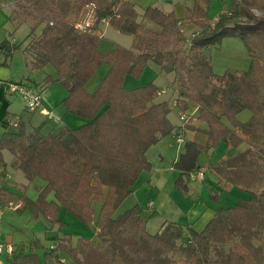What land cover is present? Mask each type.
Wrapping results in <instances>:
<instances>
[{
  "label": "trees",
  "instance_id": "16d2710c",
  "mask_svg": "<svg viewBox=\"0 0 264 264\" xmlns=\"http://www.w3.org/2000/svg\"><path fill=\"white\" fill-rule=\"evenodd\" d=\"M83 1L94 20L89 30L76 27L88 14L85 10L81 12L83 6L78 9L70 3L62 4L59 10H49L54 20L47 22L41 17L32 27L29 38L43 25L24 49L30 67L42 69L51 65L58 78L47 76L41 84L25 82L38 90L40 86L60 82L68 91L65 99L68 111L88 123L49 135L38 130L28 134L23 124L14 123V131L0 135V174L7 168L3 153L7 150L14 156L13 167L27 180L44 182L43 186H36L39 193L36 199L7 191L1 204L22 200L19 213L29 211L34 219L43 217L60 226H65L61 219L63 212L86 225L96 220L101 243L85 236L74 241L71 234H65L53 243L55 248L50 246L44 253V260L33 251L21 250L12 254V262L62 264L63 252L73 264H174L169 253L178 250L191 264H262L264 251L257 244L256 228L264 222V190L260 194L250 190L264 176L261 166L264 163V68L257 64L262 56L261 44L254 43L264 42V17L252 10L255 6L264 9V0H235L232 13L222 14L215 25L209 23V5L213 0H194L193 7L186 10V17L201 27L202 32L192 37L188 48L185 47L188 38L174 11L150 6L141 14L134 3L125 0ZM241 13L244 20H240ZM11 19L16 20L13 14ZM104 21L133 36L132 47L118 46L107 54L100 52L99 30ZM145 21L158 29L149 27ZM229 37L244 41L252 66L246 71L218 75L206 50ZM0 50L9 58L20 50V45L5 38L0 42ZM149 61L163 72L175 74L177 107L182 112H192L189 105L195 104L199 108L196 121L205 124L201 128L191 125L192 121L184 123L186 129L204 133L207 143L185 141L184 152L174 163L179 172L175 181L177 190L189 192L188 182L199 168L202 153H212L222 142L235 148L249 146L209 167L218 178V186L240 188L248 192L249 198L216 210L200 232L190 224L165 221L157 233L151 234L140 204L118 212L140 174L153 169L148 150L176 129L169 119L170 104L155 101L160 89L154 82L124 88L126 76L139 78ZM103 64L110 65V70L91 94L86 85ZM246 110L252 115L249 120L241 121L238 116ZM255 145L263 147L259 162L251 153ZM211 198L219 200L221 193L212 188ZM95 203L101 204L98 214ZM187 233L189 238L184 245H178L177 241L183 240ZM224 241L232 242L233 247L227 253L218 252L212 260L211 242Z\"/></svg>",
  "mask_w": 264,
  "mask_h": 264
},
{
  "label": "crops",
  "instance_id": "0c3cea01",
  "mask_svg": "<svg viewBox=\"0 0 264 264\" xmlns=\"http://www.w3.org/2000/svg\"><path fill=\"white\" fill-rule=\"evenodd\" d=\"M17 1L18 0H0V42L7 38L12 44L20 45V50L15 51L9 58L6 57L5 51L0 50V81H30L32 83L41 84L47 76H52L53 78L57 79V71L51 65H47L42 69H32L30 67L28 55L24 51L29 43L28 35L31 33V27L29 24V33L26 35L25 39L20 43L15 38V31L20 29L23 25L27 24L24 22H18L17 19H11L13 11L15 10L14 8H16ZM125 1L134 3L137 10L141 14H143L144 10L150 6H156L165 12L174 11L177 15V18L183 25V32L188 38V43H190L192 37L199 34L202 30L201 27L190 23L189 19L186 17V10L187 8L193 7L194 0ZM223 2V7L219 10L217 17L215 16L212 19L210 17V13H212L213 3L209 5V23H212L214 20H216V18L222 15L226 10H230L231 8H233L229 5L228 0H223ZM145 23L149 27L158 29V27H155V25L150 21H145ZM39 32L40 30L37 31V34ZM99 33L101 34V39L98 44V49L103 54H107L110 50L118 46L126 48L132 47L133 36L120 35L121 32L112 27L108 21H104L101 24ZM110 33L114 38L108 37ZM209 50L210 49H207L206 52L209 53ZM5 62H7L8 64H4ZM109 70L110 65L108 64H103L98 69L96 74L86 85V89L89 93L93 94L100 87ZM174 77V73L163 72L160 67L153 61H149L143 74L139 78L131 75L126 76L124 88L133 89L145 86L149 82H154L160 89L159 96L155 101L157 103L168 102L173 109V102L178 99V93L175 89L174 84ZM160 81H163L164 84H160ZM40 88V91L43 95V104L48 113H45L41 109L35 111L30 110L27 107L24 97L18 94H13L9 92L8 88L5 85H0V135L4 134L5 132L14 131V123L23 124L25 126V131L28 134L32 133L35 130H38L44 135L57 134L66 127L70 129H77L88 123V121L84 118L68 111L65 105V99L68 96V91L60 82H55L53 84H48L45 86L43 85V87L40 86ZM189 107V111L194 112L196 115L199 114L198 106L190 103ZM179 111L181 110L179 109ZM172 113L173 112L169 114V119L172 124L176 126L174 134L177 137L178 143L184 144L186 140L195 141L201 145H205L207 143V136L204 133L197 130L186 129L185 127H183V122H181L180 124H175V122H173L171 118ZM191 125L201 128L205 127V124L201 123L200 121H195ZM163 139L158 143L159 145L156 144L151 147L155 148L157 146H161L159 147L161 153H149L150 151L147 152V157L150 162H152L153 169L150 173H148L147 171H143L140 174L136 184L132 188L131 195L128 196L125 200V202H130L129 207L132 208L136 204L142 205L141 203L145 199V196L148 194L149 189L154 190L156 184L161 185L164 182L162 176L165 171H170L173 176L172 181H174V190H172L171 193L174 192V196L179 197V200L176 202L178 203V206H180L183 210V213L181 214L180 212H178L176 214H172V218H163L161 220L162 224L165 221L177 222L183 225L190 224L192 228L200 232L214 217L216 210L221 207H232L236 203H238L240 199L249 198L248 192L232 186L228 187L224 191H219L221 193L220 203L206 201L203 197L200 196V194L202 195L203 192H209L210 196V189L212 188L216 190L221 189L220 186L216 184V182H218V178L209 169L210 165L214 163L218 153H202L199 157L198 169L202 167L207 168V171L209 170L208 172H210V177H212L209 187L207 188L204 185H198L197 187L194 186L193 188L190 185L189 192H182V194H180L175 188V180L178 178V176H174L179 172L176 169H173V164L178 161L184 151L181 153L179 151H177V153H162L166 150V142L163 146L161 145L164 142ZM222 143L219 144L218 149L221 148ZM226 147L229 153H224L222 158L232 156L239 150H241L239 149L241 148V146L239 148H235L226 144ZM5 152L9 151H3L4 159L7 162V168L4 172V175H6V180L8 179L11 181H17V186H19V188H11L7 186L5 185V183H3V179H1V191H10L22 195L25 194L31 199H36L39 195L36 186H43L44 182L39 179H36L35 181H29L25 177L23 178L22 175H20L21 171L12 166L14 159L13 155L7 160L5 158ZM160 157L162 158V160L158 162V160H160ZM166 157H172V167L171 165L167 167L166 165H164ZM28 189H34L36 192L35 195H28ZM167 200L170 201L171 199L167 197ZM155 201L156 200H150L146 207H142L141 210L142 216L145 217L148 221L147 228L149 227V218L151 217L150 213L153 212V210L155 209L154 206L157 204V202L155 203ZM162 206L163 205H161V207ZM20 213L11 209H5L0 219V243H3L2 245H14L16 248H18V250L16 251L17 253L21 252V250H23L25 253L33 251L37 253L42 260H44V253L48 252L50 246L58 238L63 237L65 234H71L74 241H76L78 237L82 236L93 239V235L90 236L92 231L88 229V226L84 227V234H77L76 232H73L74 229L71 226L75 225V223L79 221L70 213L63 212L61 214V219H63V221L65 222V226H60L59 224H51L43 217L34 219L33 215L29 211H23L21 214ZM8 214H10L11 217H8L3 221V218L6 215L8 216ZM97 232H99V229H97ZM63 254L64 253L61 252L60 255ZM53 258L55 259V256ZM12 260V255L8 254L6 251L0 253V264H14ZM49 264H53V262H49Z\"/></svg>",
  "mask_w": 264,
  "mask_h": 264
},
{
  "label": "rangeland",
  "instance_id": "374dc122",
  "mask_svg": "<svg viewBox=\"0 0 264 264\" xmlns=\"http://www.w3.org/2000/svg\"><path fill=\"white\" fill-rule=\"evenodd\" d=\"M234 1L235 0H228V3L231 7H233ZM68 3H70L71 5L74 4L78 9H80L81 6H83L81 9V12H83V10H85L86 8L88 9V6H86L84 4L83 0H18L16 3V8H14L15 10L13 12L14 19L16 18V19H18V22H21V23L24 22L27 24L23 25L20 29L15 31V36H16L15 38L21 43V41L24 40L26 35L29 33V25L32 29V27L38 23V21L40 20L41 17H45V19H47V22L49 20H54V18H53L54 15L49 13V10L50 9L59 10V8L62 4H64V6H66ZM211 3H213L212 13H210V17L212 19L215 16L217 17L219 10L223 7L222 3L224 4V2H223V0H213ZM240 8L242 10V8H243L242 5L240 6ZM252 10L257 15L264 17V9H262L261 7L255 6L252 8ZM232 11H233V8H231L230 10H226L223 14L230 15L232 13ZM84 12L86 14L91 13V15H92V11H90V10H85ZM220 16L212 22V25H215V23H217L219 21ZM67 18L70 19L71 21H74L73 16H69ZM244 19H245V16L243 13H241L240 20H244ZM42 27H43V25L40 26L39 28H37V30H35L32 33L33 36H31L30 38L28 37V40L30 41V39L32 37H34V35L37 34L38 30L41 31ZM201 32H202V30H201ZM120 35L127 36L126 34H122V33H120ZM108 37L111 38V37H113V35L110 33L108 35ZM261 41L262 40H256V41H254V43L256 44L259 42L261 44L259 46H260V51H261L262 56H261L260 60H258L257 64L260 67L264 68V42L262 43ZM187 45L189 46L188 42L185 45V47ZM188 46H187V48H188ZM208 54L211 57L213 70L218 75H222L226 71H240V72L246 71V70H249L252 66V59H251V56H250V53H249V50H248L246 44L244 43V41L242 39L237 38V37H229V38L223 39L222 43L220 45H217V46L211 48L209 50ZM160 84H164L163 81H160ZM262 95L264 96V91H263ZM172 112L173 113L171 115V118H172L173 122H175V124H180L182 122V120L180 118V112L181 111H179L178 108L174 107L172 109ZM251 115H252L251 111L246 110V111L241 112L238 117L241 121H247L250 119ZM163 140H164V142L161 145L163 146L164 143L166 142V146H165L166 150L163 151L162 153H177V151H179L181 153L184 151V144L178 143L177 137L174 133L165 137ZM157 145H159V144L157 143ZM159 147H161V146H157L155 148H150L148 151H150L149 153H161L159 150L160 149ZM248 147L249 146H247V145H242L241 148H239V149H241L239 151L245 150ZM212 153H214V154L218 153V155L214 161V162H216L218 159L222 158L224 153H229V152H228V149L226 147V144L222 143L221 148L218 149V147H217L216 149L212 150ZM232 153H235V152H232ZM251 153H254L253 157H255V159L259 162L260 154L263 153V147L261 145H255V147ZM12 155L13 154H11L10 152H5V158L7 160L9 158H11ZM13 158H14V156H13ZM161 160H162V158L160 157V160H158V162H160ZM171 164H172V157H170V158L166 157L164 165H166V167H167ZM262 164H261V166L263 168L262 170H263V174H264V163L262 162ZM171 167H172V165H171ZM173 169L175 170L174 164H173ZM208 171L206 172V179L203 181H201L197 178H195V179L190 178V180L188 182L189 186L191 185L194 188V186L197 187L198 185H204L208 188L210 183H211L210 180L212 178V177H210V172H208ZM4 172L5 171H1L0 181H1V179H3L2 181H3V183H5V185H7L11 188H13V187L19 188V186H17L18 185L17 181H14V180L11 181L8 179L6 180V175H4L5 174ZM147 172L150 173L151 171H147ZM20 175H22V177L24 178V176L21 172H20ZM174 176L175 177L179 176V173L177 175H174ZM162 177H163L164 182L161 185L156 184L154 187V190L149 189L148 194L145 196V199L141 203L142 204L141 207H146V205L149 203L150 200H153V201L156 200L155 203L157 202V204L154 206L155 209L153 210V212L150 213L151 217L149 218V220H150L149 221V227L147 228V230L149 232H151V234H155L159 231V229L161 228L160 226L162 224L161 220L163 218L164 219L172 218L173 217L172 214H176L178 212H180L181 214L183 213V210L181 209L180 206H178V203L176 202L179 200V197L174 196V192L171 193V191L174 190V186H173L174 181H172L173 176H172L171 172L165 171V173H163ZM261 178L263 180L259 181L258 185L251 188L250 191L256 192L257 194L262 193V191L264 190V176L262 175ZM216 184H219V183L216 182ZM223 185H220L221 189H218L217 190L218 192L222 191V190L224 191L228 187H231L230 185L229 186L224 185L227 187H224ZM206 187H205V189H206ZM20 189H21V187H20ZM0 191H1V189H0ZM178 192L180 194H182L181 191L178 190ZM210 192H211V189H210ZM5 193L6 192L0 193V205H1L0 209L1 208L2 209H8L9 208L8 207L9 204L7 206L6 205L4 206L3 204H1L4 195H6ZM35 193L36 192L34 189H28L27 190V194L30 196H34ZM201 193H202V191H201ZM203 193H202V195L200 194V196L203 197L206 201H212L215 203H220V199L215 201L211 198V193H210V196H209V192H207V193L203 192ZM167 197H169L171 200L170 201L167 200ZM12 202L17 203V202H23V201L22 200L16 201L13 199ZM124 202L118 210L119 213L124 212L126 209L131 208V207H129L130 202H125V203ZM161 205H163L162 206L163 208L161 207ZM100 207H101V204L95 203V209L97 211V214L100 211ZM8 217H11L10 214H8V216L6 215L3 218V221L5 219H7ZM87 226L89 227L88 229H90L92 231L90 236L93 235V239L95 240L96 243H101V241L98 240V232H97L98 227L96 224V220H94L89 225L88 224L86 225L85 223H82L79 221V222H76L75 225H72L71 227L74 229L73 232H76L77 234H84L83 233L84 227H87ZM256 231H257V237H258L257 244L261 245L262 252H263L264 251V222L256 228ZM187 238H189L188 233L186 234V236L183 240L177 241L178 245H184L182 243H185ZM224 242L225 243L211 242L210 258L212 260L217 258L218 252L227 253L233 247L232 242H229V241H224ZM0 244H3V243H0ZM169 257L175 261L174 264H191V262L187 260L185 254H183L181 251H178V250H175V251L169 253ZM62 259L65 260V262H60L62 264H73V262L68 260V258L65 255H62ZM262 264H264V262Z\"/></svg>",
  "mask_w": 264,
  "mask_h": 264
},
{
  "label": "built area",
  "instance_id": "2783aa9c",
  "mask_svg": "<svg viewBox=\"0 0 264 264\" xmlns=\"http://www.w3.org/2000/svg\"><path fill=\"white\" fill-rule=\"evenodd\" d=\"M93 22H94L93 16L91 15V13H89L87 15V17L79 20L76 23V27H78L79 29H82V30H89L92 27ZM2 84L8 88L9 92H11L13 94H18V95H21L22 97H24V99L26 100L27 107L30 110L35 111V110L41 109L45 113H48L46 108L44 107V104H43L42 92L40 90H38L36 87H33L26 82H2V81H0V85H2ZM173 105H174V107H177V101L176 100L174 101ZM180 118H181L183 123H189L190 121L195 122L197 120L194 112H180ZM206 172H207V168L202 167V168L198 169L195 173H193L191 175V178L192 179L197 178V179L203 181L206 179ZM23 204H24L23 202L14 203V202L10 201L5 205L6 206L8 205V207H9L8 209L17 211L23 207ZM4 210L5 209H2V208L0 209V219H1V216L4 212ZM51 248H55V245L52 244ZM17 250H18V248H16L12 244H7V245L0 244V253L6 251L8 254L12 255ZM61 262H65V260L61 259Z\"/></svg>",
  "mask_w": 264,
  "mask_h": 264
}]
</instances>
